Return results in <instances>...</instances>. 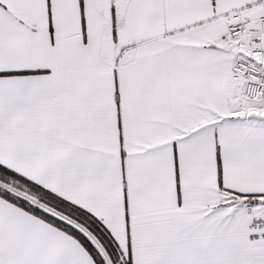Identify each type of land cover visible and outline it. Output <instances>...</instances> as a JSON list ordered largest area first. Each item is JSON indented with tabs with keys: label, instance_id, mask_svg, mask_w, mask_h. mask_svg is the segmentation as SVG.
<instances>
[{
	"label": "snow or ice",
	"instance_id": "snow-or-ice-1",
	"mask_svg": "<svg viewBox=\"0 0 264 264\" xmlns=\"http://www.w3.org/2000/svg\"><path fill=\"white\" fill-rule=\"evenodd\" d=\"M0 264H264V0H0Z\"/></svg>",
	"mask_w": 264,
	"mask_h": 264
}]
</instances>
